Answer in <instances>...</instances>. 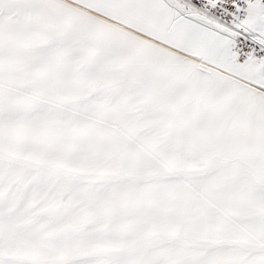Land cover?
Instances as JSON below:
<instances>
[{"label":"snow or ice","instance_id":"snow-or-ice-1","mask_svg":"<svg viewBox=\"0 0 264 264\" xmlns=\"http://www.w3.org/2000/svg\"><path fill=\"white\" fill-rule=\"evenodd\" d=\"M0 264H264V0H0Z\"/></svg>","mask_w":264,"mask_h":264}]
</instances>
